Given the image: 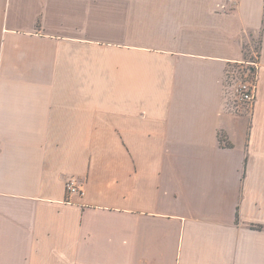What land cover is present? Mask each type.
Listing matches in <instances>:
<instances>
[{"label": "crops", "instance_id": "0c3cea01", "mask_svg": "<svg viewBox=\"0 0 264 264\" xmlns=\"http://www.w3.org/2000/svg\"><path fill=\"white\" fill-rule=\"evenodd\" d=\"M0 264H264V0H0Z\"/></svg>", "mask_w": 264, "mask_h": 264}, {"label": "built area", "instance_id": "2783aa9c", "mask_svg": "<svg viewBox=\"0 0 264 264\" xmlns=\"http://www.w3.org/2000/svg\"><path fill=\"white\" fill-rule=\"evenodd\" d=\"M247 73L243 71L242 75L238 72H228V81L231 82L234 89V104L240 109L252 108L257 98L258 90V62L249 64ZM248 67H246L247 69ZM253 68V69H252ZM66 193L68 201L72 202L75 197H83L85 195L84 181L77 177H71L66 183Z\"/></svg>", "mask_w": 264, "mask_h": 264}, {"label": "rangeland", "instance_id": "374dc122", "mask_svg": "<svg viewBox=\"0 0 264 264\" xmlns=\"http://www.w3.org/2000/svg\"><path fill=\"white\" fill-rule=\"evenodd\" d=\"M252 51L253 52H251V53H248V55H247V61L245 62V63H240V64H234L230 69H229V71L230 72H235V73H237L238 72V74L239 75H242L243 74V71L245 72V73H247V69H246V67H250V66H248L249 64H251V63H253V62H258V59H259V56H258V54H259V51H260V41H259V38H257L256 40H255V43H254V45L252 46ZM231 83V82H230ZM234 104V103H233ZM232 107L234 108V110L235 111H238L239 109H240V107H238V106H236L235 107V104L234 105H232Z\"/></svg>", "mask_w": 264, "mask_h": 264}, {"label": "trees", "instance_id": "16d2710c", "mask_svg": "<svg viewBox=\"0 0 264 264\" xmlns=\"http://www.w3.org/2000/svg\"><path fill=\"white\" fill-rule=\"evenodd\" d=\"M258 56H260V53L258 54ZM249 68L251 69V67H248L247 70H248ZM252 69H253V68H252ZM228 72H230V71L228 70ZM227 75H228V73H227ZM227 83L230 84V85H232V84L228 81V76H227Z\"/></svg>", "mask_w": 264, "mask_h": 264}]
</instances>
